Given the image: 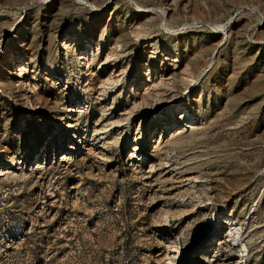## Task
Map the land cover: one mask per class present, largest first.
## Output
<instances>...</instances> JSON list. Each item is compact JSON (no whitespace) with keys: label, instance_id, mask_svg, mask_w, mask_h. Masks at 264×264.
Wrapping results in <instances>:
<instances>
[{"label":"rangeland","instance_id":"374dc122","mask_svg":"<svg viewBox=\"0 0 264 264\" xmlns=\"http://www.w3.org/2000/svg\"><path fill=\"white\" fill-rule=\"evenodd\" d=\"M227 258L264 264V0H0V264Z\"/></svg>","mask_w":264,"mask_h":264},{"label":"bare ground","instance_id":"6f19581e","mask_svg":"<svg viewBox=\"0 0 264 264\" xmlns=\"http://www.w3.org/2000/svg\"><path fill=\"white\" fill-rule=\"evenodd\" d=\"M84 57V56H83ZM23 73V72H22ZM20 75V74H19ZM118 124V123H117ZM104 131H106V130H100V131H98L97 133H96V136H95V139L96 140H99L100 138H102V133L104 132ZM106 133V132H105ZM181 133V132H180ZM89 149V148H88ZM90 153V152H89ZM65 158V157H64ZM168 164V163H167ZM187 180V179H186ZM182 182V181H181ZM77 185H74V187H76ZM225 219H223V218H221V222L222 223H226L227 221L225 220ZM229 223V222H228ZM231 225H234V224H231ZM222 227V224H217V222L215 221L214 222V224H213V226L208 230V232L205 234V236L199 241V243H198V245H197V251H199L203 246H204V244H210L209 246L210 247H212L214 244H212V242H214V241H219V242H222V238H220L219 240H217V239H215V237H216V235H217V233L219 232V229ZM233 227V226H232ZM238 228V227H237ZM244 235V234H243ZM230 236H231V239L233 240V243H235V242H238V244L240 245V243H241V245L242 246H244V248H245V250H246V248H247V246H246V242H245V240L244 239H242V242H240L239 241V239H240V232H239V229H238V231H233L231 234H230ZM230 239V238H229ZM201 247V248H200ZM199 253V252H198ZM158 254H161V253H158ZM159 256V255H158ZM165 257V256H164ZM173 257V256H172ZM242 256L241 255H239V259L241 258ZM160 258H163V257H160ZM160 258H159V260H160ZM233 259L232 258H227V259H225V260H223V262L221 263V264H231L233 261H232ZM161 261H163V260H161ZM239 264H245L244 262H240Z\"/></svg>","mask_w":264,"mask_h":264}]
</instances>
